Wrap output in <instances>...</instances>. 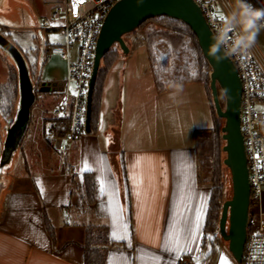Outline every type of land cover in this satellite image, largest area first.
I'll return each mask as SVG.
<instances>
[{"label": "crops", "instance_id": "crops-1", "mask_svg": "<svg viewBox=\"0 0 264 264\" xmlns=\"http://www.w3.org/2000/svg\"><path fill=\"white\" fill-rule=\"evenodd\" d=\"M56 1L31 0V16L42 24ZM48 46L45 59L65 61L49 54ZM35 53L30 68L38 65L40 50ZM146 58L137 63L132 49L126 58L118 56L104 82L97 132L83 134L67 152L58 151L55 142L53 149L48 144L56 136L50 111L59 103L53 107L39 98L47 102L37 108L43 116L31 112L33 122L12 159L0 160V264H85L88 226L109 230L106 264L110 257L111 264H153L147 259L151 254L161 258L159 264H179L182 255L192 264H220L222 256L237 264L231 254L217 244L209 246L206 239L212 188L202 177L205 148L198 132L214 126L207 86L195 78L182 80L175 82L182 91L173 95L170 82L158 83L148 52ZM65 73L50 72L47 81L63 83L55 80ZM34 124L39 126L35 132ZM85 173L95 181L92 204L83 187ZM113 191L116 196L110 204ZM115 205L123 209L128 241L111 238L110 209ZM173 225L181 229L182 237L189 228L195 231V238L186 243L191 251L163 250ZM141 255L145 260L137 259Z\"/></svg>", "mask_w": 264, "mask_h": 264}, {"label": "water", "instance_id": "water-1", "mask_svg": "<svg viewBox=\"0 0 264 264\" xmlns=\"http://www.w3.org/2000/svg\"><path fill=\"white\" fill-rule=\"evenodd\" d=\"M169 17L184 23L195 35L203 57L211 68L210 89L216 113L225 120L222 139L225 141L223 152L226 154L224 165L230 170L233 197L223 204L219 222V234L229 243V252L237 264H242L249 223L251 186L249 168L241 128L242 82L238 70L231 60L216 62L208 55L214 36L201 8L194 0H121L109 11L99 35L93 60V69L88 84L86 105V133H90L92 97L102 59L119 44L124 54L130 53L124 37L136 31L148 20ZM0 46L6 49L18 65L20 100L14 123L7 129L2 163L10 162L22 141V133L31 120L32 106L35 103V86L30 78L26 60L16 46L0 34ZM62 90V83H48L40 86L39 91ZM220 91L225 99L223 107ZM21 132V133H19Z\"/></svg>", "mask_w": 264, "mask_h": 264}, {"label": "built area", "instance_id": "built-area-1", "mask_svg": "<svg viewBox=\"0 0 264 264\" xmlns=\"http://www.w3.org/2000/svg\"><path fill=\"white\" fill-rule=\"evenodd\" d=\"M119 1L83 0L74 8L73 0H62L54 3L49 16L42 20L43 30H55L64 39L62 46H50L47 51L60 55L67 63V78L60 91L64 99L50 111L53 120L70 118L68 130L54 137L55 147L60 152L70 150L75 141L86 133L87 92L95 47L109 11ZM194 1L214 35L216 26L221 23L215 14L224 15L235 6L231 0ZM248 2L257 8L264 7V0ZM230 58L242 82L241 128L251 186L248 234L242 264H264V56L254 44L246 56ZM179 264H192V260L182 255Z\"/></svg>", "mask_w": 264, "mask_h": 264}, {"label": "rangeland", "instance_id": "rangeland-1", "mask_svg": "<svg viewBox=\"0 0 264 264\" xmlns=\"http://www.w3.org/2000/svg\"><path fill=\"white\" fill-rule=\"evenodd\" d=\"M62 0H57L56 3ZM234 3V2H233ZM33 5L31 0H0V32L6 39L19 49L24 59L26 60L28 69L29 63L36 61V51L39 49L40 54L38 58V68L41 86L45 87L48 83L47 74L54 71H60L65 69L66 73L63 78L55 80L56 82H64L67 78V63L57 62L52 59H45V51L47 45L50 47L62 46L64 43L63 37L55 32L43 31L41 20L37 21V18L32 17ZM39 28L40 31L36 32L33 28ZM178 30V36L174 35ZM163 32V35H158ZM127 46L132 49L137 57L136 62L141 63L147 60V52L150 57V64L154 75L158 83L161 80L166 79L168 82H179L182 80L199 78L201 81L210 84V72L211 68L200 65V57L196 51L192 38L188 33V29H185L180 23L173 22L168 18L151 19L141 25L136 31L126 35L124 38ZM256 47L264 56V29L260 31L257 36ZM113 50L122 54L124 58L128 55L124 54L119 44L113 47ZM29 54V55H28ZM76 53L73 54L75 60ZM18 86V65L12 55L3 47L0 46V150L4 148L6 140L7 129L12 126L15 121V114L13 112L10 116H7V109L9 105L13 103V96L11 97V91L14 87ZM3 88V89H2ZM50 102V106L53 107L60 103L64 96L62 92H50L47 89L39 91L37 101L34 104L32 111H36L39 116L42 117V113L37 110L39 106L42 107L46 104L45 99ZM15 107L19 106V102H15ZM16 111V110H15ZM36 113V114H37ZM33 115V114H32ZM33 118L31 119V123ZM219 126L222 129L225 120L218 119ZM39 123V119H38ZM39 128L34 124V132ZM6 129V131H5ZM21 133V132H19ZM26 133V129L23 131L21 137ZM224 141V140H223ZM51 149L54 148V139L51 137L48 142ZM225 145V141H224ZM223 151V150H222ZM56 153V152H55ZM61 155V154H58ZM226 154L222 153L223 167L221 169L222 179V197L220 204L223 209V204L231 200L233 197L232 177L230 170L224 165V159ZM202 162V161H201ZM202 177L205 180L212 182L214 180V172L211 168H206L201 164ZM222 214V212H221ZM206 239L209 246L217 244L218 248L229 252V243L226 242L219 234L218 231L209 232L206 234ZM215 239V240H214ZM213 240V241H212Z\"/></svg>", "mask_w": 264, "mask_h": 264}, {"label": "trees", "instance_id": "trees-1", "mask_svg": "<svg viewBox=\"0 0 264 264\" xmlns=\"http://www.w3.org/2000/svg\"><path fill=\"white\" fill-rule=\"evenodd\" d=\"M160 18L171 19L165 16L157 17L154 19H160ZM171 20L173 22L180 23L181 25H183L185 29H188V33L192 38L194 47L199 54L200 65L203 67L207 66L208 63L202 55L197 39L195 35L193 34V32L184 23L174 20V19H171ZM160 34L163 36L165 35L163 34V32L159 33L158 35ZM174 35L176 36L180 35L178 34V30H176ZM119 55L120 54L117 53V51L113 50L112 48L111 51L108 54H106V56L102 59L101 66L98 72V77H97L96 84H95L94 91H93V97H92V114H91L90 133H95L98 130L99 114H100V108H101L104 82H105L109 69L114 64V62L117 60ZM29 72H30V78L32 80V83L35 86V93H36L35 103H36L37 97L39 95L38 89L41 85V79H40L39 72L36 69V67L30 68ZM195 79L200 80V81L202 80L199 78H195ZM203 82L205 83V81ZM205 85L207 86L209 96H210L212 114L214 117V126L213 128L209 130L199 131L198 140H199V144L205 148V150L201 153V161H202L201 164H203L206 168H211L214 172V180L211 185L212 196H211L210 206H209L208 221L206 224V233H209V232L213 233V231L215 232L219 230V222L221 219V212H222V206L220 204V200L222 197L221 193H222L223 187H222V179H221L220 172L223 167V160H222L223 151L222 150L224 146V141L222 139V129L220 128L219 122H218L219 117L216 113L213 99H212L210 84L205 83ZM12 96L14 98L12 102L13 104L9 105L6 115L10 116L13 112H16L15 114V117H16L18 107L16 109L14 103L19 102L20 100L19 74H18V86L16 84V87H14L13 90L11 91L10 99L12 98ZM220 99L224 107L225 99L221 91H220ZM69 120H70L69 117L59 120V121L54 120L55 121L54 126L56 130L55 133L59 134L62 132H66L68 130ZM3 151H4V148L2 151L0 150V160L3 155ZM83 178H84L83 187H84L87 202L92 204L94 202V195H95L94 177L90 173H85ZM110 246H111V241L109 237V230L107 227L88 226L86 229V237L84 241L85 264H106Z\"/></svg>", "mask_w": 264, "mask_h": 264}, {"label": "clouds", "instance_id": "clouds-1", "mask_svg": "<svg viewBox=\"0 0 264 264\" xmlns=\"http://www.w3.org/2000/svg\"><path fill=\"white\" fill-rule=\"evenodd\" d=\"M216 26V33L208 49V55L216 62L233 56H246L264 29V7L257 8L248 0H235L234 8L223 15ZM173 95L182 91V85L170 83Z\"/></svg>", "mask_w": 264, "mask_h": 264}, {"label": "snow or ice", "instance_id": "snow-or-ice-1", "mask_svg": "<svg viewBox=\"0 0 264 264\" xmlns=\"http://www.w3.org/2000/svg\"><path fill=\"white\" fill-rule=\"evenodd\" d=\"M77 3H83V0H73V6L75 8ZM75 14V13H74ZM218 16L219 19L223 18L222 14H215ZM75 94V93H74ZM84 170H89L87 165H85ZM0 171H3L0 169ZM101 192L103 193L105 191V187L103 182L101 183L100 187ZM112 201L109 203L112 204V202L115 200L116 193L113 191L111 193ZM111 216H112V233L111 238L115 240H129V234H128V228L127 224L123 221V209L119 207L118 205L113 206L111 209ZM197 221H199V216H197ZM199 227L197 223V228ZM195 238V231L191 228L187 229V234L183 237L181 236V229L177 228L175 225L172 226V230L165 236L164 243L162 245L163 250L168 251L170 253H180L183 251H191L190 247H186V243L190 240ZM129 246L130 243H129ZM111 257H110V264H111ZM119 259L127 262L128 257H120ZM137 259H140L141 261L145 260V255H141ZM147 259H150L153 264H159L160 257L151 254L147 256ZM198 264V262H197ZM220 264H229L228 260L225 257H221Z\"/></svg>", "mask_w": 264, "mask_h": 264}]
</instances>
